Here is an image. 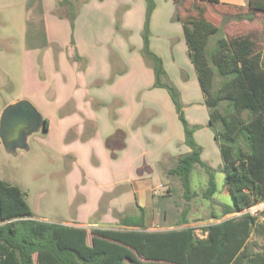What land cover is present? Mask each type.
<instances>
[{
	"label": "trees",
	"instance_id": "1",
	"mask_svg": "<svg viewBox=\"0 0 264 264\" xmlns=\"http://www.w3.org/2000/svg\"><path fill=\"white\" fill-rule=\"evenodd\" d=\"M147 1L144 53L153 65L155 86L167 87L171 93L185 129V143L191 148L178 157L169 173L179 177L184 197L191 200L196 193L193 169L203 166L208 185L202 196L213 199L219 189L215 170L202 159L203 147L194 137L195 127L190 126L182 111L179 93L161 82L163 60L150 48L148 36L155 4ZM175 1L178 4L179 0ZM198 1L232 7L239 11L235 14L239 19L253 20L258 13L264 14V0H248L245 6L221 0ZM39 2L43 12L42 0ZM58 6H68L74 23L76 9L72 0H61ZM197 11L198 15L188 20L179 14L178 18L183 21L189 56L209 107V126L222 155L224 182L235 201L225 204L222 213L213 214L214 218H222L264 200V59L251 34L229 38L204 16L202 8ZM214 35L218 37L211 44ZM41 37L43 45L39 47H46L44 24ZM73 57L79 59L76 53ZM48 127L46 119L45 130ZM188 211V207L183 210L181 224L189 223ZM118 224L121 227L114 229L39 219L27 192L0 179V264H264V219L249 213L205 226L202 237L191 226L148 230L143 213L126 215ZM253 234L262 242H251Z\"/></svg>",
	"mask_w": 264,
	"mask_h": 264
},
{
	"label": "rangeland",
	"instance_id": "2",
	"mask_svg": "<svg viewBox=\"0 0 264 264\" xmlns=\"http://www.w3.org/2000/svg\"><path fill=\"white\" fill-rule=\"evenodd\" d=\"M54 1L44 0L42 12L39 0H0V117L8 105L22 99L27 94L35 96L37 101L31 100L38 108H41V112L43 110L45 114H48L53 109L49 104H45L46 94L43 95V88H41L43 86L39 85L36 79V76L39 78L45 76L44 79H46L50 71L43 54L45 47H39L43 45L41 34L44 16L53 25L51 34L62 39L67 36L68 39L74 40L76 28L79 31H92L95 27L94 22H96L108 34L113 33L115 36L126 39L129 45L128 50L131 53L137 52L143 64L154 70L152 63L144 53L143 32L146 26L147 0H120L121 4L117 9L113 24L111 23L110 0H72L76 9L74 23L69 17L68 6H57L56 8L55 5L53 6ZM153 1L155 8L150 18L148 36L150 48L163 60L165 72L161 76V82L167 86H173L179 93L182 111L190 126L195 127L194 137L197 133L202 139L209 132H213L210 126L207 129L203 128V122L209 123V107L204 101V94L199 85L195 66L188 53L178 14L188 20L190 17L198 15L197 8H202L204 16L213 24L220 26L223 35L232 38L251 34L263 57L264 14L258 13L253 20L239 19L235 15L239 14V11L232 7L206 1L179 0L178 8L175 6L171 13L172 16L167 22L164 16L165 8H161L165 4V0ZM58 2L57 0V5ZM170 2L172 3L173 0ZM129 11L131 12L129 13ZM155 15L157 17H153ZM217 37L216 35L212 36L211 44L216 41ZM29 45H37L40 51L29 50ZM72 59L73 62H78L79 69L85 68L83 58L72 57ZM50 63L53 80L56 60L51 59ZM141 66L137 64L139 69ZM115 77L116 72H113L108 82H113ZM218 83L219 78L217 77L215 88ZM164 88L171 96L169 89ZM150 91L152 89L146 92ZM153 98L161 101L154 110L153 132H163L164 136L176 134V130L169 126L171 118H174L184 129L179 115H176L178 112H176L175 103L169 99L171 106V110H169L165 107L163 98L160 99L157 96H153ZM171 99H173L172 96ZM194 121H197V124ZM211 139H203L205 148L204 151L202 150V158L215 170L220 188L215 194L216 196L214 195L213 199H206L202 196V191L208 183L201 177L200 171L204 170L201 165H198L192 172V186L196 193L191 200L184 197L182 186L178 184L179 177L169 175L170 178H168L163 173L161 174V167H158L161 177L157 179L165 185L172 183L167 193L168 196L164 195L168 199L157 204V207L163 208L167 203L165 208L169 210L168 225L156 224L150 230H169L191 226L195 228L197 235L202 237L205 236L203 231L205 226L235 215L227 214L222 218H214L213 215L222 213L225 204H234L235 201L225 185L224 171L219 169L220 165L223 168V161L218 142L214 141V137ZM64 171L65 165L56 157V152L50 146L49 135L45 131L33 133L28 139V148H18L16 152H8L0 139V179L16 184L27 192L28 202L36 216L48 217L50 221L59 223L64 220H74L72 217L77 204L68 203ZM155 190H159L161 193L166 189L159 187ZM187 207L189 211L186 218L189 223L181 224L182 212ZM112 225H114V229L121 227L118 223ZM257 237V234H253L250 241L258 239L262 242ZM90 239L91 236H89V241Z\"/></svg>",
	"mask_w": 264,
	"mask_h": 264
},
{
	"label": "crops",
	"instance_id": "3",
	"mask_svg": "<svg viewBox=\"0 0 264 264\" xmlns=\"http://www.w3.org/2000/svg\"><path fill=\"white\" fill-rule=\"evenodd\" d=\"M247 1L221 0L241 6H245ZM42 3L44 6V0ZM164 3L161 8H165L164 16L168 22L178 4L175 0L172 3L165 0ZM110 4L113 24L121 1L110 0ZM54 5L57 8V0ZM181 23L185 37L182 20ZM94 26L92 31H79L76 28L74 40L67 36L62 39L51 34L53 25L44 16L48 45L43 54L50 71L46 79L45 76H36V79L43 86V95L46 94L45 104L53 107L48 114L42 110L45 120L49 122L45 132L49 135L56 157L65 165L68 203L77 204L72 217L74 220H64L62 223L113 228L112 224L119 223L124 216L143 213L148 230L156 224L166 226L169 212L165 208L167 203L163 208L157 207V204L168 199L167 193L172 183L165 185L157 179L161 177L158 167H161V174L170 178L169 175L173 174L169 170L176 165L178 157L191 150L185 143V129L171 118L169 126L176 130V134L164 136L163 132H153L154 110L161 103L153 96L163 98L169 110V99L174 103L173 99L164 87L155 86L154 70L143 64L137 52L128 50L126 39L108 34L96 22ZM38 49L29 48L40 51ZM75 53L83 58L84 69H79L78 62L72 61ZM51 59L56 60L53 80ZM137 64H142L140 69ZM113 72H116V77L110 83L108 79ZM149 89L152 91L147 93ZM23 98L37 101L33 95L27 94ZM194 123L197 124V121ZM203 124V128L209 127L207 121ZM195 136L203 151V139L214 137L216 140L214 132H209L202 139L197 133ZM202 168L201 177L207 182L208 174ZM219 169L222 170L221 165ZM159 187L166 190L160 193L155 190ZM36 217L50 221L48 217Z\"/></svg>",
	"mask_w": 264,
	"mask_h": 264
},
{
	"label": "water",
	"instance_id": "4",
	"mask_svg": "<svg viewBox=\"0 0 264 264\" xmlns=\"http://www.w3.org/2000/svg\"><path fill=\"white\" fill-rule=\"evenodd\" d=\"M29 113L28 119L32 121V126L22 132L15 139L10 140L7 128L16 115ZM46 120L42 112L27 98H22L8 105L0 117V139L8 152H16L18 148H28L29 137L38 131H45ZM10 140V141H9Z\"/></svg>",
	"mask_w": 264,
	"mask_h": 264
},
{
	"label": "flooded vegetation",
	"instance_id": "5",
	"mask_svg": "<svg viewBox=\"0 0 264 264\" xmlns=\"http://www.w3.org/2000/svg\"><path fill=\"white\" fill-rule=\"evenodd\" d=\"M29 113L27 111L24 114L16 115L10 122L7 132L9 139L18 138L23 131L28 130L32 126V121L28 119Z\"/></svg>",
	"mask_w": 264,
	"mask_h": 264
},
{
	"label": "built area",
	"instance_id": "6",
	"mask_svg": "<svg viewBox=\"0 0 264 264\" xmlns=\"http://www.w3.org/2000/svg\"><path fill=\"white\" fill-rule=\"evenodd\" d=\"M243 213H249L252 216L259 217L260 219L263 220L264 219V200L258 201L256 203L248 206L244 210L235 213V215H240Z\"/></svg>",
	"mask_w": 264,
	"mask_h": 264
}]
</instances>
